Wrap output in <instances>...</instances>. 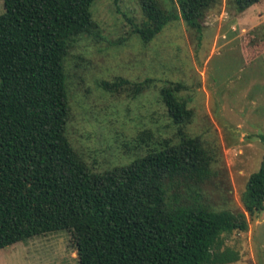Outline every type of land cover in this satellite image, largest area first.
Instances as JSON below:
<instances>
[{"label": "trees", "instance_id": "1", "mask_svg": "<svg viewBox=\"0 0 264 264\" xmlns=\"http://www.w3.org/2000/svg\"><path fill=\"white\" fill-rule=\"evenodd\" d=\"M95 0H4L0 14V249L37 235L69 231L81 264H230L240 253L226 234L247 232L264 210V155L247 181L245 210L216 209L205 186L216 156L184 126L187 100L167 83L160 95L178 140L104 172L90 169L67 135L72 117L65 61L81 36L96 33ZM262 0H231L243 12ZM220 0H141L131 33L150 43L183 19L203 38L206 12ZM129 20H131L129 18ZM124 37L120 39L123 40ZM129 81L100 85L111 92ZM142 84H135L138 94ZM264 144V134L261 135Z\"/></svg>", "mask_w": 264, "mask_h": 264}, {"label": "rangeland", "instance_id": "2", "mask_svg": "<svg viewBox=\"0 0 264 264\" xmlns=\"http://www.w3.org/2000/svg\"><path fill=\"white\" fill-rule=\"evenodd\" d=\"M161 1L179 7V0ZM92 12L96 33L81 36L65 61L67 135L76 152L92 171L104 172L175 143L178 126L160 88L182 83L176 94L194 112L185 131L201 136L216 156L218 175L205 190L216 209L245 210L243 192L264 155V0L243 12L220 0L204 16L201 42L179 19L142 43L130 34L144 17L141 0H95ZM118 76L129 83L114 92L100 85ZM135 84H142L138 94ZM225 238L240 253L230 264H264V210L247 232ZM0 264L81 263L72 234L62 230L1 248Z\"/></svg>", "mask_w": 264, "mask_h": 264}]
</instances>
